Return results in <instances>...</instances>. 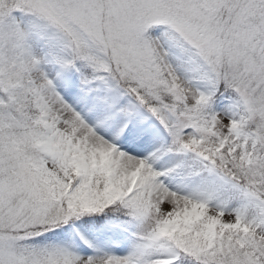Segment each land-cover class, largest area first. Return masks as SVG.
<instances>
[{"label":"snow or ice","instance_id":"1","mask_svg":"<svg viewBox=\"0 0 264 264\" xmlns=\"http://www.w3.org/2000/svg\"><path fill=\"white\" fill-rule=\"evenodd\" d=\"M0 264H264V0H0Z\"/></svg>","mask_w":264,"mask_h":264}]
</instances>
